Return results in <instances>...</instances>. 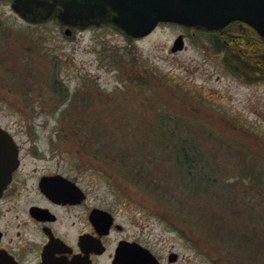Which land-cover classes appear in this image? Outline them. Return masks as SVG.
Returning <instances> with one entry per match:
<instances>
[{
	"label": "rangeland",
	"instance_id": "374dc122",
	"mask_svg": "<svg viewBox=\"0 0 264 264\" xmlns=\"http://www.w3.org/2000/svg\"><path fill=\"white\" fill-rule=\"evenodd\" d=\"M64 31L54 19L27 23L0 0V124L16 128L12 119L37 118L43 147L81 171L83 188L101 203L124 211L129 235L145 245L179 251L192 264L246 261L245 254L232 261L215 239L228 223L248 227L264 205V184L256 189L245 175L264 173V84L252 75L244 82L236 55L246 48L231 45L225 55L218 36L169 23L138 40L111 26ZM179 35L183 49L173 53ZM70 118L80 124L71 129ZM167 119L177 137L161 126ZM84 124L101 133L95 143L78 132ZM182 139L197 146L190 156L216 180L211 193L192 199L180 188L168 199L155 191L156 180L149 183L151 175L133 179L140 166L166 183Z\"/></svg>",
	"mask_w": 264,
	"mask_h": 264
},
{
	"label": "flooded vegetation",
	"instance_id": "af4514ba",
	"mask_svg": "<svg viewBox=\"0 0 264 264\" xmlns=\"http://www.w3.org/2000/svg\"><path fill=\"white\" fill-rule=\"evenodd\" d=\"M190 30L194 35L200 29ZM207 32L232 41L252 35L241 53L248 67L241 66L242 77L246 83L252 75L264 84V41L251 28L235 22ZM223 43L232 50L224 38ZM37 121L12 119L16 128L0 124L18 150V165L0 196V264H192L179 251L150 247L130 236L129 216L101 203L95 191L83 188L81 171L68 170L54 150L43 147L33 127ZM134 247L148 255L135 253Z\"/></svg>",
	"mask_w": 264,
	"mask_h": 264
},
{
	"label": "water",
	"instance_id": "95a60500",
	"mask_svg": "<svg viewBox=\"0 0 264 264\" xmlns=\"http://www.w3.org/2000/svg\"><path fill=\"white\" fill-rule=\"evenodd\" d=\"M12 11L23 21L40 24L49 19L72 29L111 25L125 36L140 39L159 23L186 28L219 30L242 22L264 40V0H9ZM183 49L179 35L171 52ZM18 165V150L10 134L0 127V196ZM139 247L137 244H129ZM134 247L135 253L148 255Z\"/></svg>",
	"mask_w": 264,
	"mask_h": 264
},
{
	"label": "trees",
	"instance_id": "16d2710c",
	"mask_svg": "<svg viewBox=\"0 0 264 264\" xmlns=\"http://www.w3.org/2000/svg\"><path fill=\"white\" fill-rule=\"evenodd\" d=\"M251 37L252 35L248 34V36L246 37H238L232 41L231 39L227 37V35L218 36L216 37V48L220 51L226 50L225 52H228L226 47L223 45V38L226 39L227 42H230V44L233 45V48H247L254 40V37H252V39ZM236 57L238 58L237 61L239 62V64L244 69H248V67H246L247 61L246 59L242 58L241 53H238ZM53 86L59 87V94H61L63 98L66 97V91L65 90L63 91L62 84L60 82L55 81ZM79 112L80 111H78V114L80 115ZM68 115H69L68 112L65 114L62 113L61 119L67 120L66 117ZM72 118H70V121H67L68 122L67 124H69V127L71 129L73 128L74 125L77 126V124H80V122L78 121L76 122ZM71 120H74V122H72ZM168 122H170L169 119H167L165 122H161V126L169 127L171 129L169 132L170 133L169 135L177 137L176 130H175L176 126H172ZM80 131L81 132L85 131V134H86L85 138L87 142H88V139H91L92 142L95 143L96 142L95 138L97 137V135L101 134L97 130H94L93 128L89 127L88 124H84L81 128H79L78 132ZM176 146L177 148L175 150V153L171 155V159H173L171 174L165 180L167 184L164 183V177L161 176V179L163 180V182H161L159 181V178L153 176V174H150L148 169L142 168L140 166H136L133 168L132 173H131L133 175L132 176L133 179L136 181L137 179H139V177L146 175V173L148 175H151L152 179H150L149 183L153 185L154 184L153 180H156V183L154 185H158L159 188L157 189L154 186L156 188L155 191L163 193V196L167 198L170 192L171 193L175 192V196H176L178 193L176 191H179L180 188H182V192L186 194V197H190L192 199L195 197L201 198V196L211 193L212 192L211 184L215 183L216 180L210 177L211 174L208 171H205L203 166L201 167H199L200 165L196 166L195 157L190 156L192 152L193 154L198 153L197 146H195L194 144H190L189 140H185V139L179 140V144L177 142ZM98 151L100 150L97 148V152ZM109 156L111 157L112 162L118 158L116 155H109ZM122 158L123 157H119V159H122ZM119 159H117L116 161H118ZM118 162L120 166L122 164H125V162H121V161H118ZM245 175H248L247 178H249V180L252 182V184L254 185L256 189H260L261 187H263L264 173L257 174L253 172L251 173L247 172L245 173ZM133 179H131L132 182H134ZM171 181L173 182V184L176 182L178 187L173 188L172 187L173 184H171L172 183ZM262 194H263L262 196H264V193ZM224 195H225V198H227V194L224 193V191H222V194L219 197L223 198ZM217 217L219 219V222L225 219V217H222V216H217ZM250 218L252 222L250 223L248 227H250L251 229H249L248 227L243 228V229H238L236 227L229 226L231 223H228L227 225L228 229H226L227 231H225V234L223 233L222 236L220 237L215 236V239L218 238L219 240L220 238L219 243L220 244L224 243V245H222L221 247L225 248V253L232 256L230 258L232 261H234L238 255L245 254L247 259L246 261H243L241 264H253L250 262L249 256L251 258L253 257L252 259L254 262L257 261L259 258L261 260V263L264 264V205L262 204L260 206L259 211H256L253 216L252 215L250 216ZM259 227L262 228V233L261 231L260 232L258 231ZM221 240H222V243H221ZM217 250H218V247H217Z\"/></svg>",
	"mask_w": 264,
	"mask_h": 264
}]
</instances>
